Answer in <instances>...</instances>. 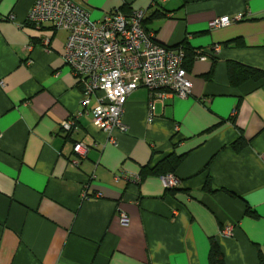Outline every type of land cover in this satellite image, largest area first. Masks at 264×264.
Instances as JSON below:
<instances>
[{"label":"crops","instance_id":"1","mask_svg":"<svg viewBox=\"0 0 264 264\" xmlns=\"http://www.w3.org/2000/svg\"><path fill=\"white\" fill-rule=\"evenodd\" d=\"M34 1L0 0V264H209L211 239L224 264H260L264 79L232 86L228 64L264 70V0H73L91 21L143 11L159 44L220 49L187 57L190 94L157 100L151 120L139 86L126 98L124 131L108 136L82 114L70 139L60 124L81 110L82 84L63 59L67 31L27 20ZM169 153L183 155L174 190L158 175L135 181Z\"/></svg>","mask_w":264,"mask_h":264},{"label":"built area","instance_id":"2","mask_svg":"<svg viewBox=\"0 0 264 264\" xmlns=\"http://www.w3.org/2000/svg\"><path fill=\"white\" fill-rule=\"evenodd\" d=\"M143 17L140 10L126 15L113 9L101 20L91 21L88 12L73 0L34 1L27 20L34 26L51 23L56 29L67 31L63 59L82 84L81 110L60 124L63 134L77 132V120L82 114L89 115L92 124L108 136L114 129L124 131V104L139 86L148 90L149 120L154 116L157 100L166 95L185 98L190 94L184 50L159 44L152 32L145 31ZM8 18L13 19V15ZM242 18V13L220 16L209 22V28L224 27ZM219 49L220 45L215 44L208 52L196 51L195 58L206 60ZM110 140L113 141L111 137ZM72 150L83 157L87 148L75 141ZM161 178L165 187L173 188L179 183L171 173ZM121 221H126L123 214ZM223 233L230 235L231 227H226Z\"/></svg>","mask_w":264,"mask_h":264},{"label":"trees","instance_id":"3","mask_svg":"<svg viewBox=\"0 0 264 264\" xmlns=\"http://www.w3.org/2000/svg\"><path fill=\"white\" fill-rule=\"evenodd\" d=\"M118 10L123 12L122 7ZM162 15H163L162 13H155V16L157 17L162 16ZM142 25L145 31L149 32V30H147L144 25V19L142 20ZM167 47L184 49V52H185L184 65H185L187 57L191 58L192 55L193 57L195 55V52H193L189 48H185V46L183 47L181 45H177L174 47L172 46H167ZM228 78H229L230 85L237 86L238 84L246 80L258 81L260 79H264V70L257 68V67L245 65L239 62H229ZM60 131L62 132L61 128H60ZM71 137L72 136L70 135V133L65 134L66 139H70ZM72 142L74 144L75 140H73ZM245 145H246V141L242 137H240L237 140H235L231 146L234 150L239 151ZM182 157L183 155H176L174 153H169L165 155L163 158H161L160 160H158L154 165L152 166L146 165L139 174V182L142 180V177L146 176L147 174L164 176L168 173H171L175 175V169L177 168ZM176 187H173V188L165 187V189L170 191V190H174ZM203 189L210 191V192L213 191L211 187L210 179L206 180V183ZM210 241L211 242H210V249H209V254H208V263L209 264H224L222 252L220 248L218 247V244L213 239H211ZM259 259H260V264H264V258H262L261 255H259Z\"/></svg>","mask_w":264,"mask_h":264},{"label":"rangeland","instance_id":"4","mask_svg":"<svg viewBox=\"0 0 264 264\" xmlns=\"http://www.w3.org/2000/svg\"><path fill=\"white\" fill-rule=\"evenodd\" d=\"M95 104V103H94ZM94 104H92V105H94ZM227 227H229V226H227ZM226 228V227H225ZM225 230V229H224ZM231 232H232V230H231Z\"/></svg>","mask_w":264,"mask_h":264}]
</instances>
